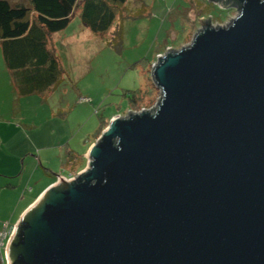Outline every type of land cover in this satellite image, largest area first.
Listing matches in <instances>:
<instances>
[{"label": "water", "instance_id": "1", "mask_svg": "<svg viewBox=\"0 0 264 264\" xmlns=\"http://www.w3.org/2000/svg\"><path fill=\"white\" fill-rule=\"evenodd\" d=\"M241 1L157 55L155 105L110 119L21 216L6 264H264V0Z\"/></svg>", "mask_w": 264, "mask_h": 264}, {"label": "rangeland", "instance_id": "2", "mask_svg": "<svg viewBox=\"0 0 264 264\" xmlns=\"http://www.w3.org/2000/svg\"><path fill=\"white\" fill-rule=\"evenodd\" d=\"M196 3L194 0H139V3L130 0V5H143L146 10L143 15L137 11L124 19L118 25L121 35L116 40H105L104 35L89 30L80 31L79 17L74 15L65 30L48 35V47L50 50L54 47L52 51L59 71L54 72L52 85L45 91L30 93L18 89L14 100L1 99L0 112L16 122L23 120L29 125L37 123L46 114L58 119L65 117L63 121L68 123V127H59V131H63L65 139L78 141L79 151L84 150L85 136L81 132L90 125V121L109 123L112 115L123 116L129 111L149 109L155 105L159 90L154 86L149 70L157 55L165 53L168 48L179 49L191 41L201 26L198 19L206 18L201 16L204 11L201 8L205 4L198 7ZM212 11L223 20L213 21L215 26L228 24L237 14V11L229 13L217 7ZM172 29L182 30V34L174 38L172 31L167 33ZM109 35L114 34L111 32ZM53 41L56 42L52 45ZM165 43L169 45L166 47ZM151 85L154 86L155 97H148L136 106L130 105L128 92ZM79 97H86V100L78 101ZM78 126L80 135L76 136ZM98 136H91V139L96 141ZM75 142L72 144L77 149ZM81 170L71 172L76 175ZM61 173L69 175L67 171Z\"/></svg>", "mask_w": 264, "mask_h": 264}, {"label": "crops", "instance_id": "3", "mask_svg": "<svg viewBox=\"0 0 264 264\" xmlns=\"http://www.w3.org/2000/svg\"><path fill=\"white\" fill-rule=\"evenodd\" d=\"M74 15L78 16V13L75 12L72 17ZM69 24L70 22L63 30ZM79 30L88 31L81 24ZM169 31L175 34L174 38L182 34V30H167V33ZM167 37L169 38L168 34ZM55 42L53 41L52 45ZM167 45L169 44H164L166 47ZM53 48L51 50H54ZM19 53V50L14 48L9 49V51L6 50L0 43V101L4 98L14 100L18 89L24 91L27 89L26 86L32 83L31 81L29 83V79L27 80L25 77L27 72L21 64L24 61L17 60ZM36 71L39 77L34 71L28 73L36 74L35 81L38 86L41 83L40 76L43 72L44 75L48 73L43 69ZM114 116L116 115H112L109 119ZM64 118L58 119L46 114L37 123L31 122L29 125V123H23V120L17 121L19 122L17 123L16 120L0 112V229L4 222L12 226L16 225L24 212L49 186L56 182L57 177L64 176L61 172L67 171L68 174H73L63 166L65 157L69 156L70 153L78 155L76 160L79 162V158L82 156L80 164L84 167L87 163L88 149L95 142L91 136L98 134L104 127L102 124H108V121L103 120L100 124L90 121V125L85 126L81 132L85 136V147L84 150L79 151L78 141L65 139L63 131H59V127H68V123L63 121ZM55 125L58 126L55 127ZM77 133L76 136H79L80 126H78ZM73 141L76 143L77 149L72 144Z\"/></svg>", "mask_w": 264, "mask_h": 264}, {"label": "trees", "instance_id": "4", "mask_svg": "<svg viewBox=\"0 0 264 264\" xmlns=\"http://www.w3.org/2000/svg\"><path fill=\"white\" fill-rule=\"evenodd\" d=\"M129 2L130 0H14L13 2L0 0V43L8 51L13 48L19 50L17 60L24 61L21 64L27 72L25 77L29 79V83L32 82L22 92L46 90L55 81L54 72L58 71V68L54 53L48 47V35L63 30L75 12L78 13L83 28L97 35H104L105 40L109 38L116 40L121 35V28L118 25L137 11L143 15L146 10L143 5L135 7ZM136 2L139 3V0ZM203 3L205 5L201 8L204 9L201 16L207 17L205 22L211 23L213 21L223 22L212 13L213 8L226 9L230 13L237 11L242 5L241 0H206L205 2L197 0L196 4L199 7ZM111 32L113 36L109 35ZM41 69L47 71L48 74L44 75L43 72L40 76L41 83L37 86L36 74L28 72L37 73L36 70ZM37 76L39 77L38 73ZM154 95L155 89L152 85L146 89H137L127 93L132 106L140 104L148 97H155ZM102 125L104 127L97 136L107 126ZM77 156L70 153L65 157L64 168L68 171L80 170L82 156L79 158L80 162L76 160Z\"/></svg>", "mask_w": 264, "mask_h": 264}, {"label": "built area", "instance_id": "5", "mask_svg": "<svg viewBox=\"0 0 264 264\" xmlns=\"http://www.w3.org/2000/svg\"><path fill=\"white\" fill-rule=\"evenodd\" d=\"M81 101L86 100L84 97L80 98ZM142 110V109H140ZM139 110V111H140ZM76 175L74 174H69L68 176H61L63 177L65 180H71L75 177ZM14 226L15 225H9L7 222H4L2 225V228L0 229V262L1 264H6L7 260H6V245L7 242L10 238V236L12 235L13 231H14Z\"/></svg>", "mask_w": 264, "mask_h": 264}]
</instances>
